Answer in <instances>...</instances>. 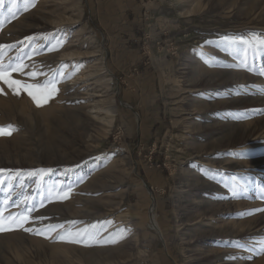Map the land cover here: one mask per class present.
<instances>
[{
    "label": "rangeland",
    "instance_id": "obj_1",
    "mask_svg": "<svg viewBox=\"0 0 264 264\" xmlns=\"http://www.w3.org/2000/svg\"><path fill=\"white\" fill-rule=\"evenodd\" d=\"M261 40L264 0H2L0 64L55 90L0 81V264H264ZM83 71L117 108L92 144L60 98Z\"/></svg>",
    "mask_w": 264,
    "mask_h": 264
},
{
    "label": "bare ground",
    "instance_id": "obj_2",
    "mask_svg": "<svg viewBox=\"0 0 264 264\" xmlns=\"http://www.w3.org/2000/svg\"><path fill=\"white\" fill-rule=\"evenodd\" d=\"M28 19H24V22L27 24V25L25 24L26 27L23 26V28H21L20 31H15L22 40H25L26 38H30L33 35H36V33H38V31L40 30H43V28H47V29L49 28L48 22L45 20L42 23L44 25L42 26L43 27L42 28L40 27V25L38 26L37 19H35V22L33 23H28ZM71 56H72L71 53L68 54V52H66V53H61V54H51L50 56H46V57L47 58L50 57L53 60H55L56 63H61V64L69 61L67 65L72 66L73 65L71 63L72 61L70 62V59L72 58ZM43 60H46V59H43ZM86 72L87 71H83L80 76H75L73 80V84H75V86H70V83L68 84L64 82L62 85L63 92L60 98H61V101L64 102L63 105L66 108L65 109L66 111L64 113H67L68 115L70 114L71 118L73 119L72 121L76 122L77 127L81 130V132H79L81 141L92 144V142L96 140H102V138L106 137L107 134L110 132L113 126V123H114L117 108H116V105L113 103L102 107L101 103H103L104 105V101L101 98L103 97V95L100 94V91L95 87L91 88L92 90H89V89H88L89 91L87 90L88 92L86 93L87 96L85 98L80 97L79 90L81 89V87H78V84L82 82H88L89 80L88 78L92 76V74L90 73L87 74ZM234 141H236L235 142L236 144L240 140L235 139L233 140V142ZM195 170L197 171L198 168H196ZM151 218L153 220V226L160 229L157 223V220H156V216L152 215ZM225 231L226 232L230 231V228H226ZM233 233L238 235V232H233Z\"/></svg>",
    "mask_w": 264,
    "mask_h": 264
},
{
    "label": "snow or ice",
    "instance_id": "obj_3",
    "mask_svg": "<svg viewBox=\"0 0 264 264\" xmlns=\"http://www.w3.org/2000/svg\"><path fill=\"white\" fill-rule=\"evenodd\" d=\"M2 2V0H0ZM260 46H264V40H261ZM4 47L3 45H0V48ZM24 65H14L9 64L5 66L4 64H0V81H2L4 84L8 86V88L12 89L15 94H19L20 91H26L27 94L32 97V99L37 103L39 106L41 102H46L49 95H51L52 91L55 89L50 88L52 85V81L48 80L46 83H36V84H29V83H23L20 80L13 79L12 73L13 72H23ZM33 75V74H29ZM3 89L0 88V92H2ZM12 131L14 129L11 125L5 127H0V135H11ZM241 157L246 156V151L239 153ZM4 170H0L2 172ZM2 230V229H0Z\"/></svg>",
    "mask_w": 264,
    "mask_h": 264
}]
</instances>
